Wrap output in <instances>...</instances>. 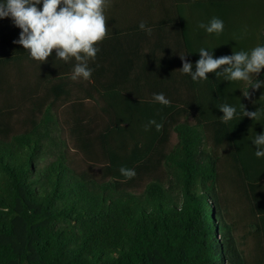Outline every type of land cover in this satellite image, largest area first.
Segmentation results:
<instances>
[{"label":"trees","instance_id":"obj_1","mask_svg":"<svg viewBox=\"0 0 264 264\" xmlns=\"http://www.w3.org/2000/svg\"><path fill=\"white\" fill-rule=\"evenodd\" d=\"M257 34L248 51L264 46ZM183 49L195 71L199 54ZM147 57L132 54V85L105 70L73 81L0 63V264H264V157L252 143L264 133V87L215 73L193 81L176 52L154 67ZM224 103L237 109L227 123Z\"/></svg>","mask_w":264,"mask_h":264},{"label":"crops","instance_id":"obj_2","mask_svg":"<svg viewBox=\"0 0 264 264\" xmlns=\"http://www.w3.org/2000/svg\"><path fill=\"white\" fill-rule=\"evenodd\" d=\"M259 2L264 12V0H110L106 28L111 31L99 43L100 52L89 62V67L107 71L112 83H116L118 76H124L127 82L116 84L132 85L133 53L144 58L149 55L148 63L154 67L167 53L183 55L184 46L191 54H199L200 48H206L213 55L248 51L249 38L254 35L257 38V31L264 29V23L258 24ZM213 17L224 22V30L219 35L208 34L198 27L200 23L208 24ZM141 21L151 28V35L140 29ZM20 31L10 17L0 19V55L4 57L0 63L4 69L50 73L58 70L65 75V80L70 79L67 75L73 69L74 60L65 63L57 59L54 49L47 62L40 64L21 45L14 43Z\"/></svg>","mask_w":264,"mask_h":264},{"label":"clouds","instance_id":"obj_3","mask_svg":"<svg viewBox=\"0 0 264 264\" xmlns=\"http://www.w3.org/2000/svg\"><path fill=\"white\" fill-rule=\"evenodd\" d=\"M41 4L42 7H38ZM109 7L110 0H0V19L10 17L14 26L21 30L14 43L27 50L32 59L40 64L46 63L55 49L57 59L65 63L75 61L71 80L88 81L93 73L89 62L96 59L100 52L99 43L111 31L106 28ZM139 27L151 35L152 30L145 22L141 21ZM198 27L208 34L219 35L224 30V22L213 17L208 24L200 23ZM198 53L195 71L186 54H180L182 67L178 70L193 81L208 80L207 74L215 73L216 77L223 76L228 82H245L253 89L264 87V81L258 79L264 70V46L257 45L250 51H233L231 55L218 58L206 48H200ZM243 95L249 97V91ZM153 99L166 106L171 103L163 93L153 94ZM242 106L243 117L253 121L258 119V110L248 111L245 105ZM218 109L223 113L220 118L225 123L236 116V107L227 103ZM149 125H155L157 131L162 128V124L155 120H150ZM252 143L256 147L255 156L264 157V133L256 134ZM119 171L127 179L136 175L134 169L123 166Z\"/></svg>","mask_w":264,"mask_h":264},{"label":"rangeland","instance_id":"obj_4","mask_svg":"<svg viewBox=\"0 0 264 264\" xmlns=\"http://www.w3.org/2000/svg\"><path fill=\"white\" fill-rule=\"evenodd\" d=\"M172 142H176V138H175V135L172 136V139H171ZM228 193V196L230 197V201L231 203L233 202V206L231 207L232 208V211L236 214H240L242 213V210L243 208H241L239 205H236L235 206V203H236V200L237 199V195L236 194H233L231 193V191H227ZM244 211V210H243ZM248 228L245 227V229H242V227L239 228V231L237 232V235L241 238V240L244 242L242 244V249L245 251V253L249 256L251 253L254 254V250H255V244H254V240L249 237V234H248Z\"/></svg>","mask_w":264,"mask_h":264}]
</instances>
